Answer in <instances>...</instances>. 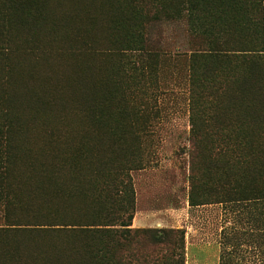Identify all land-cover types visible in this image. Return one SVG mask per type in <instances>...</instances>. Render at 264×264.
I'll use <instances>...</instances> for the list:
<instances>
[{
    "label": "trees",
    "instance_id": "trees-1",
    "mask_svg": "<svg viewBox=\"0 0 264 264\" xmlns=\"http://www.w3.org/2000/svg\"><path fill=\"white\" fill-rule=\"evenodd\" d=\"M66 1L0 0V264H184V229L132 226L131 173L149 166L142 144L151 134L135 97L148 111L147 99L161 92L162 63L185 59L189 204L264 208L263 0ZM183 17L191 44L171 56L153 30ZM46 29L51 40L40 38ZM95 41L111 48L98 52ZM14 44L67 50L76 70L68 92L77 128L50 125L55 117L67 120L62 110L52 113L55 94L40 102L42 119L13 109L10 95L19 91L11 85L14 71L5 79L6 70L28 54L10 53ZM28 122L42 129L26 128ZM137 122L141 129H133ZM260 213L242 235L264 254Z\"/></svg>",
    "mask_w": 264,
    "mask_h": 264
},
{
    "label": "rangeland",
    "instance_id": "rangeland-1",
    "mask_svg": "<svg viewBox=\"0 0 264 264\" xmlns=\"http://www.w3.org/2000/svg\"><path fill=\"white\" fill-rule=\"evenodd\" d=\"M63 2L65 5L69 3L66 0H63ZM54 3L55 0H53ZM84 22L86 23V21ZM186 23L183 17L179 20L163 21L154 30H150H153L155 38L161 39V48L172 56L187 50L188 45L191 44V35ZM7 31L10 37H12V42L14 35L12 36L11 34L17 30L11 25L7 28ZM103 32L102 24H99L96 27L97 36H101ZM42 35L41 39L47 40L49 38L51 40L54 34H50L49 30L46 29ZM14 45L15 47L8 46L7 50L10 53L12 51H22L28 52L30 55H20L17 57L19 59L18 62L13 65L14 68L9 66L6 70L5 79L8 77V71H14V82L11 85L19 91L18 94L12 92L10 95V98L15 103L13 109H18L20 113H23L22 117L31 119L30 115L33 114L36 120L40 117L42 119L43 113L40 110L42 108L40 102L43 99L49 100L50 97L54 96L51 94H55L57 101H59L56 103L62 108H54L52 113H58L62 110L65 117L67 116V120L62 122L59 118L55 117L56 120L52 119L53 121L50 122V125L55 129H67L69 128L68 125L77 128L79 119L74 115H69L72 111L69 108V103H74L75 99L68 93L70 89H73L72 83L74 80V77L69 74L75 75L76 70L71 63V58L62 52H67V50L47 44V46H42L45 47L44 52H34L35 50L31 51L27 48L21 49L19 44ZM23 45L27 46L26 44ZM107 45L106 41L101 42L100 45L95 41L94 49L98 52H105L111 48ZM88 50L89 48L86 46L82 47L83 52H87ZM172 58L170 57L167 62L162 63L159 68L157 83L161 92L155 95V99H147L150 114L146 110L147 106L145 107L146 109H143V101L137 100V98L141 97H135L136 102L141 103V105L136 107V111H146H143L145 118L150 122V127L147 129L151 131V134L147 136L142 144L143 153L150 159L149 166L131 173L135 190V214L137 212H154L155 215L167 218V210H180L184 206L186 207V201L188 200L189 151L191 148L189 140L188 68L185 59ZM99 61H101L100 57L95 59V62ZM86 64H88L89 68L84 67V70L90 73L92 71L91 60L87 61L85 66ZM2 71L0 70V74ZM68 86L71 87L69 88ZM58 88H60V91H58ZM63 91L64 94H62ZM141 121L143 120L141 119L139 122ZM139 122L135 123L133 129H141ZM142 126L145 128L144 124ZM26 128L42 129V125L39 122H28ZM251 204L244 205V203L223 202L193 205V207L188 209L190 216L188 225L192 226L195 232L189 233V239L192 242L218 244L226 232L233 229L236 231L249 229V226L253 222L259 224V219L252 218L250 214L252 215L254 212L258 214L260 211H264V208L259 205L256 207L258 209L255 210ZM252 209H254V212ZM172 225L173 223L169 222L167 227ZM188 225L187 227H182L185 231L184 264H186L185 243L188 236L187 232L191 230V227L188 228ZM248 246L245 249L250 250L249 247H252V245ZM248 257L257 259L258 254L250 253ZM244 263L250 264L251 262L245 261Z\"/></svg>",
    "mask_w": 264,
    "mask_h": 264
},
{
    "label": "crops",
    "instance_id": "crops-1",
    "mask_svg": "<svg viewBox=\"0 0 264 264\" xmlns=\"http://www.w3.org/2000/svg\"><path fill=\"white\" fill-rule=\"evenodd\" d=\"M193 207L190 206L188 200L186 201V207L184 206L180 210L169 209L166 212L167 218L164 216L155 215L154 212H137L132 220L133 227H152V228H163L167 227L169 222L173 225L170 227L182 228L187 227L190 216L188 209ZM196 207V206H195ZM255 210L258 208L254 207ZM254 212V209H252ZM261 212V211H260ZM254 214L256 216H250L252 218H258L259 221L262 219L261 213ZM187 224V225H185ZM169 227V226H168ZM191 230L187 232V240L185 243L186 250V264H245V261H250V264H264V254L259 243L253 239L242 235V231L232 230L226 232L225 235L217 243H199L197 241H191L189 239V233L195 232L192 226L188 225ZM240 233L241 237L236 238V233ZM247 245L250 250H247ZM250 253L258 254L257 259L248 257ZM255 261V262H254Z\"/></svg>",
    "mask_w": 264,
    "mask_h": 264
},
{
    "label": "bare ground",
    "instance_id": "bare-ground-1",
    "mask_svg": "<svg viewBox=\"0 0 264 264\" xmlns=\"http://www.w3.org/2000/svg\"><path fill=\"white\" fill-rule=\"evenodd\" d=\"M66 81V80H65ZM70 82V81H69ZM69 87V86H68ZM71 87V86H70ZM69 87V88H70ZM81 88V87H80ZM81 90V89H80ZM69 93V92H68ZM59 96V95H58ZM68 96V95H67ZM64 97H66V96H64ZM64 97H63V99H64ZM61 98V97H60ZM50 101V100H49ZM63 101H65V100H63ZM57 102H59V101H57ZM62 102V101H61ZM67 102V101H66ZM69 102V101H68ZM72 103V102H71ZM65 106H67V105H65ZM59 107V106H58ZM49 168V167H48ZM51 169V168H50ZM47 170V169H46Z\"/></svg>",
    "mask_w": 264,
    "mask_h": 264
}]
</instances>
